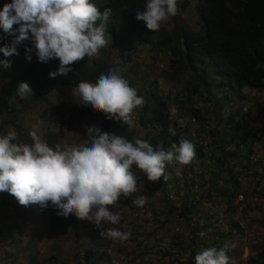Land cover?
<instances>
[{
  "label": "trees",
  "instance_id": "trees-1",
  "mask_svg": "<svg viewBox=\"0 0 264 264\" xmlns=\"http://www.w3.org/2000/svg\"><path fill=\"white\" fill-rule=\"evenodd\" d=\"M97 1L99 0H90L91 3ZM102 1H104L103 7L98 8L100 12L111 9L106 36L109 38L112 47H120L123 43L138 46L151 44L155 55L163 60L169 58L167 65L159 69L153 60V64L146 65L142 74L132 80L129 79L128 70L122 72L123 64L121 65V63L112 66L105 61L94 62L90 59L85 60L84 57L70 65L72 71L66 76L57 75L55 78H49V73L58 70L59 60L51 59L48 62H39L34 46L29 39L23 41L17 48L25 56L26 49H32L28 53L31 56V60H28L30 64H21L25 69L17 76L12 74L13 78L0 72L2 81L11 79L0 85V105L5 104L8 98H16L18 85L27 83L32 89V94L27 96L30 101L40 102L45 96L53 94L58 106L63 107L74 100L72 90L79 82L95 83L101 74H107L109 70L118 68L120 75L128 81L129 86L137 90V94L144 98L145 103L142 107L133 110L132 116L135 123L132 127L124 125L122 122L108 120L103 113L93 111L90 106L81 105V111L90 109L91 114L102 115V119L96 127L100 128L102 132L118 135L129 142H134L135 139L146 140L153 147L162 144L165 149H168L172 143L178 144L181 138L190 140L196 147V157L190 164L166 163L165 175L168 177L167 180L161 177L155 182L148 181L147 177L133 166L132 171L137 177L138 186L141 185L143 190L160 193L162 203L175 179L182 180V185L178 182L173 185L175 188L180 186L187 190V184L195 187L191 175L194 173H192L193 162H196L195 165L200 171L197 176L200 182L195 183L196 191L192 193L193 195L186 194L181 197L184 205L176 208L177 210L173 208L169 217L183 219L187 228L188 216L192 209H197L199 200L207 201L212 206H221V203L224 202L227 206L223 211L224 214H227V231H217L215 225L208 223L209 217L203 218L206 220L202 226L196 223L190 228L191 237L189 246H187L189 255L186 256V264H195L196 254L205 249L206 246L210 245L219 249L228 241L232 242L236 238H243L244 231L248 230L249 227L262 226L263 224L264 210L252 206L249 199L251 196H263L264 164L257 159L250 166V170L253 171L246 172L249 154L252 153L251 145H247V142L253 139V135H244L246 134L244 128L238 129L237 123H233L230 115L234 111L232 109L233 104L241 99L238 97L239 93L237 94L239 90L245 87L260 90L264 86V0H200L198 23L201 30L192 33L187 23L182 22L176 25V30L171 34H166L162 28L154 33L147 29L143 21L136 20V12L144 10L146 0ZM6 3H11V0H0V9ZM185 5L186 2L178 0L179 9L184 8ZM171 19L176 20V16ZM17 27L19 26H13L14 29ZM1 31L3 33L2 29ZM3 35L7 36L4 33ZM8 37L12 39V37ZM200 77L201 85L196 81ZM206 85L209 90L205 87ZM225 88L227 89L225 90ZM200 90L211 95L208 101L205 100L210 108L206 109L205 106L204 111L193 108L190 100L191 96L198 95ZM210 90H214V92H210ZM226 91H231L232 95H236L232 104L228 100L224 102ZM201 94L204 95L205 93ZM207 94L205 95L207 96ZM211 99L222 100V105H226V107L217 104L215 106L214 103L210 102ZM211 108L218 111V113L216 111L217 116L210 114ZM224 108L229 109L230 114L227 113L226 115L223 112ZM172 110L176 116L169 118V112ZM10 112L13 111L10 110ZM41 116L44 118L45 114L37 112L36 119L40 120ZM206 122L207 124H205ZM223 122L225 123L224 126ZM4 125L5 122L1 121L0 136L9 133V130L3 127ZM169 128L175 130V136L169 134ZM221 130H231L232 133L230 136L224 137ZM60 135V129L57 132L47 131L44 142L51 148L55 146ZM204 139L209 142L208 144L205 143L203 147ZM237 139L240 140L241 145L235 143ZM31 143L32 141L29 144ZM227 146L232 147L231 152L225 149ZM240 148L243 149L240 150ZM238 154H240V158H238ZM263 155L262 160H264ZM242 161L244 163H241ZM237 166L240 168L239 172L234 171ZM209 167L213 169L209 170ZM254 167L262 169V173L256 172ZM176 169L178 170L176 177L175 175L173 177V172ZM241 173L245 174L249 182H252L250 192L240 189L238 177ZM255 177H257L256 180H254ZM249 184L251 186V183ZM140 194L141 191L135 193V195ZM238 196H241L242 201L238 205L239 217L234 220L231 217V212H235L237 209V205L233 206V202ZM194 198L197 200L192 201ZM13 199L15 198L7 192H0V210L4 211L6 210L5 207H11L9 200ZM118 202L123 205L126 204V197L121 196ZM12 209L15 211L14 216L18 219H23L26 214L37 220L46 217V215L52 217L48 220V228L50 229L53 226V221L58 217L51 203L45 209L35 204L27 207L22 206L20 210L15 207ZM251 211H255L259 216L249 217L248 213ZM50 213L51 215H48ZM256 218L261 219L256 220ZM245 220L247 225L243 227L240 223ZM213 221L216 222L217 219L214 217ZM167 222L168 220L162 221V223ZM115 228L118 227L115 225ZM131 228L135 229L136 226L131 225ZM207 230L215 231L216 240L211 241L206 246L201 245V242L194 243L196 234L200 232L207 234ZM47 234V239L53 237L50 235L51 232L48 231ZM93 235L94 232L87 228L80 234L81 238H87V242L91 243L92 246H101L94 242ZM39 237L40 235H36L37 239ZM181 238L180 235L172 237L175 240L172 241L171 250L176 247L178 256H182L184 252ZM75 242L78 247L84 246V242H80L78 238ZM17 243L18 241L15 244L10 243V245ZM251 243L252 241L249 244V249L253 251V255L247 259V262L249 264L264 263L262 247L264 242ZM51 244V249L54 251L68 252L65 247L60 248L52 242ZM257 249L259 250L257 251ZM235 252H237L236 247L230 246L227 252L229 260L236 255ZM165 254L168 256L172 253L166 252ZM4 256L5 261L2 264H18L14 259L11 262H6L11 258V253H5ZM137 258L140 259L141 257L137 256ZM104 262L111 264V260L108 258ZM76 263L81 264L78 261ZM83 264H87L86 257L83 259Z\"/></svg>",
  "mask_w": 264,
  "mask_h": 264
},
{
  "label": "clouds",
  "instance_id": "clouds-1",
  "mask_svg": "<svg viewBox=\"0 0 264 264\" xmlns=\"http://www.w3.org/2000/svg\"><path fill=\"white\" fill-rule=\"evenodd\" d=\"M179 1L186 2L184 8H178V0H146L144 10L137 11L135 18L137 21H143L147 29L154 33L158 32L162 23L170 20L176 25L186 22L192 33L200 31L198 10L201 1ZM103 4L102 0L93 3L90 0H11V3H6L0 9V29L4 34L12 37L9 44L0 47V53L6 58L14 57L19 54L17 46L30 39L39 62L59 60L58 70L49 73V78H55L57 75L66 76L72 71L70 65L84 57L85 60L105 61L108 64V59L101 58L97 61L95 59L98 58V54H112V56L116 55L118 63L123 64V67L127 65L125 71L128 70L129 79L134 80L136 76L139 77L142 74L146 65L153 64L152 61L155 59V53L151 54L153 48L151 44L138 46L127 43H123L120 47H112L106 36L111 9L100 12L98 8L103 7ZM175 16L176 20L171 19ZM189 19L195 28L189 24ZM14 25L19 27L14 29ZM145 48V56H141ZM31 51V48L26 49V56L21 52L24 55L22 59L24 63L30 64L28 60H31V56L28 53ZM0 65L8 68L10 62L0 61ZM157 67L164 68L162 64ZM201 77L196 79L200 85ZM205 87L209 90L207 85ZM243 89L260 92L264 86L260 90L242 88L237 92L241 99L233 106L236 107L239 104L242 107L247 102V96L241 94ZM17 90V97L8 98L5 104L19 102L22 106L28 105L24 104L23 100L24 96L32 94V89L27 83H20ZM201 93L207 94L206 91L200 90L198 95H193L190 99L205 102L206 99L208 101L211 98V95L206 96ZM225 93L224 102L228 100L232 104L236 95H232L231 91ZM72 95L74 100L63 107L58 106L53 94L42 99L54 98L53 103L48 102V104H53L54 111L51 112L49 108H46L51 120L57 118L56 115L59 113L66 112L65 110L72 105L78 109L80 114H85L86 110L81 111L82 105L90 106L93 111L103 113L108 120L122 122L132 127L135 123L132 116L133 110L142 107L145 103L144 98L137 94L134 87L129 86L128 81L120 75V70L115 68L109 70L107 74H101L95 83L79 82L73 88ZM210 102L214 103V100L211 99ZM35 103L43 102H30L29 104L32 106L36 105ZM10 110L8 112L14 120L19 111L14 108ZM54 112L55 116L52 117ZM223 112L227 115L229 109L224 108ZM48 115L46 114V118ZM93 116L99 117L98 120L86 126L84 139L79 141L80 143L77 142L78 132L74 133V145L71 147L60 148L57 138L55 146L50 148L44 142V137L47 131H54L52 129L43 133V140L36 131H31V129H29L31 132L25 130L21 133V129L17 128L16 132L12 130L7 135L0 136V192H7L18 202L14 204L15 199L9 200L12 205L8 207L10 209L15 207L20 210L22 206L27 207L33 204L45 209L51 203L58 216L67 218L74 215L80 220L92 223L94 226L85 228L91 229L94 234L100 232L101 237H107L113 241H128L131 238V232H122L115 228H110L105 232L98 227L105 222L112 225L119 224L122 219L121 215L114 213L109 206L111 208L118 206L121 196L127 197L141 191L142 186L137 184V177L132 171L133 166L142 172L148 181L155 182L161 177L167 180L166 163L190 164L196 157V147L186 138H181L178 144L172 143L168 149H165L162 144L153 147L142 139L129 142L118 135L102 132L96 127L102 115ZM60 119L59 121L63 123ZM65 123L68 126L74 122L65 121ZM58 129L62 133L61 126H58L54 132ZM168 131L171 136L176 135L174 129L169 128ZM17 135L19 136L18 142L15 141ZM25 135L27 139L24 138ZM61 137L62 135L59 138ZM31 141L32 143L29 144ZM238 197L241 198V196ZM146 200L147 197L140 195L132 201V204L143 207ZM14 221H19V219L15 218ZM14 221L11 223L15 224ZM44 223L48 228L46 219ZM48 229L52 235V229ZM46 233L43 228H40L38 233L31 230L30 238L36 235L42 237ZM52 236L51 239H46L50 249L51 242L60 248H68L70 244L68 241L64 243L54 237V234ZM30 238L28 245L31 247L34 242ZM229 247V243H225L219 249L217 247L205 248L196 254L195 264H229L227 255ZM59 253L63 251L53 250L46 264H64L60 258L56 257ZM10 259L11 262L13 258ZM110 260L112 262V259Z\"/></svg>",
  "mask_w": 264,
  "mask_h": 264
},
{
  "label": "rangeland",
  "instance_id": "rangeland-1",
  "mask_svg": "<svg viewBox=\"0 0 264 264\" xmlns=\"http://www.w3.org/2000/svg\"><path fill=\"white\" fill-rule=\"evenodd\" d=\"M188 22L192 25L193 28H195V26H193V22L190 19L188 20ZM175 25V22L170 20L166 23H162L160 28H162L166 34H171L176 30ZM0 37H2L0 38V47H3L5 44H9L11 41L8 36L3 35L1 29ZM17 51L19 53L18 55L7 58L4 57L2 53H0V61L7 60L10 62V67L8 68L0 65V72L6 73V76L12 77V74L17 76V74L25 69L21 65L24 63L22 61L24 55L18 50V48ZM145 53L146 48L145 51H142L143 55L141 56H145ZM153 53L154 52H151V54ZM104 55L105 54H98V58L95 60L97 61L101 58H103L104 60L108 59L107 61L109 64H111L112 66L117 65L118 60L116 59V55ZM154 60L156 65L162 64V66L165 67L169 58H165L163 60L159 58L158 55H155ZM149 64H151V62ZM126 66L122 68V72L126 70ZM115 69L118 68L115 67ZM9 80L11 79H4V81H2V79L0 78V85L3 82ZM241 94L247 96V102L242 107L239 106V104H237L236 107L235 105L232 106V109L234 111L230 116L233 123H237V127H239L238 129L241 130L242 127L244 128L243 130L246 133L244 135H253V139L247 142V145H251L252 153L249 154L248 170L246 171L252 172L253 170H250V166L255 160L259 159L261 163L264 164V160L261 159L262 155L264 154V89L260 92L243 89L241 91ZM190 100L192 105L194 106L193 108L202 109V111H204L203 108L205 106L206 109L210 108L208 107V104L206 102L198 101L193 98ZM30 102L35 101H30L27 96H24L23 103L28 104L26 106H22L19 102H8L7 104L0 106V122H5V125L3 127L6 129L9 128V132L12 130L16 132V129L18 128L19 130L21 129V133H23L25 130L29 131V129H31V131H36V133H38L43 140V133H45V131L49 129L56 131L58 126H61L62 137L58 138L60 142V148L73 146V139L75 136L74 133L76 132H78L76 134L77 142H81L84 139V131L86 126L89 124H94L99 118L94 117L93 114H91L90 109L86 111L85 114H80L78 112V109H76L75 106L72 105L65 110L66 112H64L63 114L59 113V115H56L57 118L51 120V116L50 114L48 115V112H53L54 110L53 104H48V102L53 103V97L45 98L41 101L43 103H35L36 105L32 106H30ZM214 104L215 106L217 104L218 106L226 107V105H222V100L216 99L214 100ZM11 108L19 111V116L16 115V118L14 120L8 112V109ZM46 108H49V111L46 110ZM42 111H45V117L43 118L41 116L40 120H37V112ZM46 114L48 115L47 118ZM210 114L213 116H217L216 111L214 110H212ZM53 116H55V112L52 117ZM59 116L61 119L59 118ZM175 116L176 114L173 110L169 112V118H173ZM59 119L63 120V123L60 122ZM65 121L74 123L67 126V123H65ZM205 124H207V122ZM224 125L225 123L223 122V126ZM229 127L231 126L229 125ZM79 131L81 133H79ZM221 132L224 137H228L232 133L231 130H221ZM18 138L19 136L17 135L15 140L16 142H18ZM24 138L27 139V136L25 135ZM208 142L209 141L207 139H204L203 147L204 144H208ZM235 143L241 145V142L238 139ZM225 149L229 152L232 151V147L229 146H227ZM242 149L243 148H240V150ZM206 150L209 151V149ZM241 152L243 153V151ZM238 156L237 157L240 158V154H238ZM195 163L196 162H193L192 167V173H194L193 175L190 174L191 176H193L195 187L187 184V190L183 189V187L180 186H178L179 188H175L173 187V185L177 184V182L182 185L181 179H175L171 184V187L168 189L167 195H165V197L163 198L165 200L162 201V203L160 201V193L158 194V192L155 191L150 192L141 188L140 195L147 197L146 203L143 207H137L132 204V201L136 197L140 196L135 195V193L126 197V204L123 205L122 203L118 202V206L116 207L111 208V206H109L110 210L121 215V222L116 225V227L118 228H115V225L106 222L101 223L98 228L102 229L105 232L110 228H115L122 232H131L132 235L128 241H113L107 237H101L99 232L94 234L93 239L96 244L99 243L101 246H92L91 243L87 242V238H81L80 236L83 230H85V227L94 226L92 223L88 222L87 220H80L74 215H71L67 218H64L62 216H58L57 218H55V221H53V226L51 227L52 235L54 234V237L60 239L61 242L64 241V243H66L68 241L70 243L67 248L68 252L59 253L56 257L60 258V261H63L64 264H77V261L83 264V259L85 257L87 264H92V262L93 264H107L104 262L107 258L112 259L111 264H186V256L189 255L187 252V246H189L190 243V228H192L196 223L202 226L203 224H205L204 221L206 220L203 218L209 217L208 223H212L213 225H215L217 231L225 232L228 230L226 220L227 214H224L223 212L225 207H227L224 202L221 203V206H212L207 201L199 200L200 202L198 203L197 209H192L190 215L188 216L189 220L187 223V228L186 222L183 219L169 217V214L172 212L173 208L177 210L176 208L184 205L181 197L185 196L186 194L193 195L192 193L196 191L195 183L198 184L200 182V179L197 177L200 171L198 170L199 168L197 167V165H195ZM241 163H244V161H242ZM212 169L213 168L209 167V170ZM176 171L178 170H174L173 177L174 175L176 177ZM234 171L239 172V166L234 168ZM255 171L262 173L263 170L260 168H255ZM256 179L257 177L254 178V180ZM238 180L240 189L242 191L250 192L252 182L248 181V179L245 177V174L243 175L241 173V175L238 177ZM248 182L251 183V186ZM262 194V197L251 196L249 201L250 204L252 206L254 205L257 209L264 210V192ZM195 200H197V198H194L192 201ZM241 201L242 199L240 197H236L235 201L233 202V206L237 205L236 211L231 212V217L234 220H237V217H239L238 205ZM13 203L18 204L16 199L13 201ZM19 206L21 207V205ZM5 209L6 210L4 211L0 210V264L5 261V253H11V258L17 261L16 263L18 264H28V262L29 264H46L48 257L52 254L53 251L48 246V241L44 240L47 239V235L36 239V237L30 238V234L31 230H33L34 233H38V230L40 228H43V231L48 232L49 229L46 227L44 222L45 219L48 221L52 217L46 215L45 219L42 218L40 220H37L31 217L29 214H26L23 219L14 221L16 218L14 216L15 211L7 207H5ZM254 212L255 211L249 212V217L258 215L256 212ZM48 215H51V213ZM214 217L217 219L216 222L213 221ZM257 219L261 218H256V220ZM163 220H168V222L162 223ZM11 221H14L15 224L11 223ZM240 224L244 227L245 225H247V221H241ZM44 225L45 227H43ZM131 225L136 226V228H131ZM160 228H163V230H160ZM20 233L22 235L21 239ZM214 234L215 231L210 230H207V234L206 232H200L196 234V240L194 241V243L201 242V245L206 246L211 241L216 240L217 237H215ZM176 235L182 236V247L184 249L182 256H178V254H176V247L171 250L172 241L175 240L172 239V237H175ZM29 238L32 240V242H34L33 246L31 247L28 245ZM77 238L80 242H84V246L78 247L76 245L75 241ZM17 241L18 243L16 245H13ZM251 241V244H254L256 242H264V218L262 226L255 225L253 227H249L248 230L244 231L243 238H236L232 242H227L229 243V246L236 247L237 249V252H235L236 255H234L229 260V264H249L247 262V259L251 255H253V251H250L249 249V244ZM10 243L13 244L10 245ZM208 247L211 246H206V248ZM262 247L264 250V245H262ZM258 250L259 249H257V251ZM166 252H170L172 254L167 256L165 254ZM137 256H140L141 258L138 259ZM10 260L11 259H8L6 262H10Z\"/></svg>",
  "mask_w": 264,
  "mask_h": 264
}]
</instances>
